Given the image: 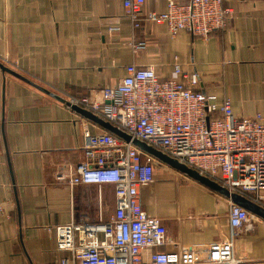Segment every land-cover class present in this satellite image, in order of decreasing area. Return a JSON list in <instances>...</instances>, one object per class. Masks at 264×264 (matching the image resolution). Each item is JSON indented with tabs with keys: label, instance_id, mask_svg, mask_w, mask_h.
Returning <instances> with one entry per match:
<instances>
[{
	"label": "crops",
	"instance_id": "obj_1",
	"mask_svg": "<svg viewBox=\"0 0 264 264\" xmlns=\"http://www.w3.org/2000/svg\"><path fill=\"white\" fill-rule=\"evenodd\" d=\"M166 4L145 0L142 11L164 13ZM225 7L227 27L200 39L186 31L171 36L163 24L134 29L122 0H0V62L68 102H101L127 66L153 67L166 80L176 58L184 73L198 75L199 91L217 103L228 98L234 116L264 117V0H228ZM85 130L106 132L0 71V264H60L70 255L56 249L50 229L113 215L112 186L68 184L85 161ZM154 172L139 198L166 229L161 251L229 239L228 198L159 161ZM238 234L240 264H264V220L255 215L252 228Z\"/></svg>",
	"mask_w": 264,
	"mask_h": 264
},
{
	"label": "built area",
	"instance_id": "obj_2",
	"mask_svg": "<svg viewBox=\"0 0 264 264\" xmlns=\"http://www.w3.org/2000/svg\"><path fill=\"white\" fill-rule=\"evenodd\" d=\"M227 1L189 0L179 5L167 0L164 13L143 12L145 0H122V7L134 29L141 22L163 24L171 36L186 31L206 39L227 27ZM133 47L137 52L141 45ZM125 71L116 85L102 90L101 102L86 97L70 102L118 128L130 142L108 131H84L85 161L68 184L72 189L112 186L116 208L105 222H71L50 229L56 249L70 255L60 264H240L243 259L236 256L234 242L239 230L252 228L255 215L229 199L228 240L206 247L181 246L174 252L159 249L167 243L166 229L143 210L139 198L141 188L154 182L156 161L132 141L145 142L264 209V117L234 116L230 100L217 103L216 96L199 91L198 75L184 73L176 58L166 80L150 66L129 65Z\"/></svg>",
	"mask_w": 264,
	"mask_h": 264
},
{
	"label": "water",
	"instance_id": "obj_3",
	"mask_svg": "<svg viewBox=\"0 0 264 264\" xmlns=\"http://www.w3.org/2000/svg\"><path fill=\"white\" fill-rule=\"evenodd\" d=\"M0 71L2 74L11 75L16 79H19L20 81H22L24 83H27L28 85H30L31 87H33L34 89L39 91L40 93L48 95L49 97H51L55 101H57V102L59 101V102L65 104L73 112L75 111L77 114H79L84 119H86L90 122L91 121L94 122L98 126L102 127L106 132L108 131V132L114 134L116 137L120 138L122 141L124 140L126 142H130L129 136H127L124 132H121L118 128L114 127L110 123L104 122L98 116L93 114L91 111L89 112L87 110L82 109L81 107H79L77 105H72L70 102L66 101L65 99H63L59 95L57 96L56 94L49 92L45 88L40 87L39 85L35 84L31 80L27 79L26 77L24 78L22 75L18 74L16 71L11 69L10 67L8 68L5 64H3L1 62H0ZM132 143L138 150H141V151L145 152L146 154H148L149 156H152L155 159V161H159V162L169 166L171 169L173 168L176 171L181 172L182 174L186 175L187 177H190L191 179H193L194 181H196L197 183H199L203 187H207L211 191L218 193L219 195L225 196L231 202H233L235 205L241 206L242 208L247 210L250 214L256 215V216H258L264 220V209L261 206L257 205L256 203L250 202L249 200L240 196L239 194H237V195L236 194H230L228 192V190L225 189L224 187H220L214 181L210 180L207 177L201 176L197 171H195L189 167L187 168L185 165L180 164L177 160H175L173 158L172 159L169 158L168 156L162 154L159 150L153 149L152 147L148 146L143 141L133 140Z\"/></svg>",
	"mask_w": 264,
	"mask_h": 264
}]
</instances>
